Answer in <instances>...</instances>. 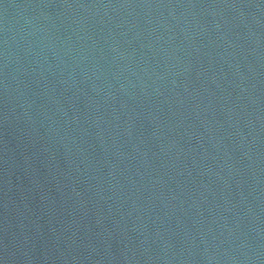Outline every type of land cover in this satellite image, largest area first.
<instances>
[{
	"label": "water",
	"instance_id": "1",
	"mask_svg": "<svg viewBox=\"0 0 264 264\" xmlns=\"http://www.w3.org/2000/svg\"><path fill=\"white\" fill-rule=\"evenodd\" d=\"M0 264H264V0H0Z\"/></svg>",
	"mask_w": 264,
	"mask_h": 264
}]
</instances>
